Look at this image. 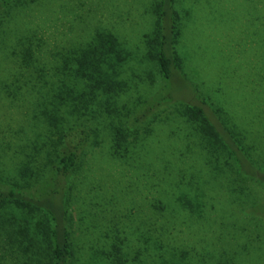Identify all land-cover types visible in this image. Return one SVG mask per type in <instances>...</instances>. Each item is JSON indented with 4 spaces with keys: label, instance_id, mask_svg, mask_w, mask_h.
I'll use <instances>...</instances> for the list:
<instances>
[{
    "label": "rangeland",
    "instance_id": "obj_1",
    "mask_svg": "<svg viewBox=\"0 0 264 264\" xmlns=\"http://www.w3.org/2000/svg\"><path fill=\"white\" fill-rule=\"evenodd\" d=\"M154 1L32 0L0 23V180L42 195L51 175L39 173L47 158L46 148L37 149L39 62L21 69L12 54L20 51L19 36L35 34L45 65L54 53L111 30L130 53L120 76L128 87L92 106L72 131L75 141L81 129L91 135L69 191L74 264H109L115 245L123 264H237L238 258L264 264V226H254L264 223L263 193L249 192L247 199L230 191V169L213 172L179 110L186 85L171 80L167 86L147 61L144 37L154 28ZM179 2L188 11L180 43L188 88L215 108L231 109L257 154L264 153V0ZM161 97L173 101L147 111ZM112 128L116 138L126 133L117 155ZM6 219L0 264L45 263L43 213L13 210Z\"/></svg>",
    "mask_w": 264,
    "mask_h": 264
},
{
    "label": "trees",
    "instance_id": "obj_2",
    "mask_svg": "<svg viewBox=\"0 0 264 264\" xmlns=\"http://www.w3.org/2000/svg\"><path fill=\"white\" fill-rule=\"evenodd\" d=\"M31 1L0 0V23L13 19L14 9L26 8ZM179 1L155 0L152 3L154 28L144 37L147 61L152 64L151 69L155 75L160 76L167 86L171 80L181 81L183 86L186 85L185 90L189 94L179 100V110L193 126L203 153L210 157L208 164L213 172L221 173L226 168L230 169L231 176L233 173V185L229 188L233 193L241 196L246 193L248 196H243L250 199L252 193L249 192L259 191L264 195V153L257 154L255 145L249 142L247 131L236 122L238 119L231 114V109L226 111L225 108H215L188 88L190 83L183 72L186 56L180 44L187 26L188 11ZM33 36L35 34L19 36L20 51L13 50L12 54L21 69L35 66V62H39L34 73L42 80V92L39 94L41 109L38 114L43 129L38 138L41 143L37 149H47L44 168L39 173L49 171L51 175L44 184L47 190L41 192L42 195L25 187L8 186L0 180V235L9 234L4 226L8 221V212H42L45 217L43 264H74L75 247L69 213V191L72 174L81 165L80 161L86 153L91 135L81 129L80 137L75 141L72 131L77 127L76 120L90 115L92 106H99L104 98H115L127 92L128 85L120 76L121 65L129 60L130 53L111 30H104L88 43L70 45L69 53H54L50 56L51 60L42 65L39 61L42 59L40 47L36 49ZM171 101L173 97L170 102H167L166 97H161L146 109L152 111ZM148 129H145L143 135L148 134ZM111 131L114 144L112 153L117 155L120 150L116 143L119 144L125 139L126 133H117L119 137L116 138V131L113 128ZM138 132L139 129L135 132L128 130L127 133L130 136ZM40 166L41 163L36 168ZM29 169L28 162L23 170L24 175H27L26 171ZM49 180L53 182H48ZM259 223L257 221L254 226H264V223ZM14 233L18 234V230ZM26 233L25 226L20 224L21 236L26 237ZM115 247L109 264H123L120 248L116 245ZM241 263L238 258L237 264Z\"/></svg>",
    "mask_w": 264,
    "mask_h": 264
}]
</instances>
